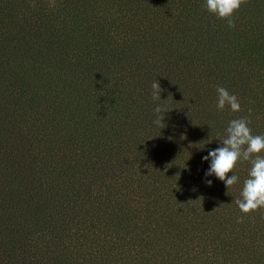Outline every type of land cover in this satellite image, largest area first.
<instances>
[{"label": "trees", "instance_id": "1", "mask_svg": "<svg viewBox=\"0 0 264 264\" xmlns=\"http://www.w3.org/2000/svg\"><path fill=\"white\" fill-rule=\"evenodd\" d=\"M34 2L0 0V264H264L250 165L228 193L203 160L232 119L264 135V0L234 29L205 0Z\"/></svg>", "mask_w": 264, "mask_h": 264}, {"label": "clouds", "instance_id": "2", "mask_svg": "<svg viewBox=\"0 0 264 264\" xmlns=\"http://www.w3.org/2000/svg\"><path fill=\"white\" fill-rule=\"evenodd\" d=\"M248 0H205V9L215 15L218 19L227 22L230 29L236 27L235 14L245 5ZM35 7V2L31 5ZM49 7H56V0H49ZM153 99H161L162 91L159 81L153 82ZM217 99L215 103L216 110L223 112L226 108L231 112H240L241 104L235 94L222 87H216ZM162 106L157 105L154 112L157 118L154 121L160 125L164 117L159 114L163 112ZM251 110H249V113ZM251 120L249 117H240L228 121L224 129V135L219 139L220 145L214 150H209L204 161L210 160V168L206 176H215L223 181L229 190L239 182V177L234 171L239 163L247 162L250 167L247 178L243 181V187L240 191V198L234 200L240 212L243 214L238 218V223L244 221V216H250L253 212L264 209V135H253L249 127ZM232 175L229 177V174ZM209 186L212 181L207 180ZM217 209V208H216Z\"/></svg>", "mask_w": 264, "mask_h": 264}]
</instances>
